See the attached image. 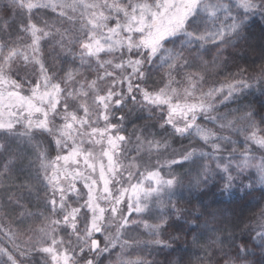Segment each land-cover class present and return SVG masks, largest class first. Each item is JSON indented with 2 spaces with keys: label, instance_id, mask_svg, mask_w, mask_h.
Here are the masks:
<instances>
[{
  "label": "snow or ice",
  "instance_id": "snow-or-ice-1",
  "mask_svg": "<svg viewBox=\"0 0 264 264\" xmlns=\"http://www.w3.org/2000/svg\"><path fill=\"white\" fill-rule=\"evenodd\" d=\"M256 17L264 0H3L0 264H183L189 234L211 240L199 264H264V63L205 88ZM135 111L154 123L126 134Z\"/></svg>",
  "mask_w": 264,
  "mask_h": 264
},
{
  "label": "trees",
  "instance_id": "trees-1",
  "mask_svg": "<svg viewBox=\"0 0 264 264\" xmlns=\"http://www.w3.org/2000/svg\"><path fill=\"white\" fill-rule=\"evenodd\" d=\"M3 1L0 2V6H2ZM252 37L249 42H240L239 46L236 49L230 48L228 54H223V59L226 61H229V64L226 63L223 64L221 68H219L216 72L213 73L214 80L224 81L226 77H230L232 73H236L240 71L241 69H245L246 72L251 75L259 71L260 65L264 63V59L261 57V51H260V45L261 43H264V41L261 40L262 32H264V23L260 22V18H255V23L251 27ZM251 44V46H249ZM233 49L234 51H231ZM208 59H211V57H207ZM207 78H211V75H209ZM158 79V77H157ZM132 105L129 104L127 108H124L123 111H116L115 115L119 116L121 114H127L129 111V108H131ZM230 107H235V105H230ZM221 111H226V109L221 106ZM138 115H144L147 117V113H140L139 111L132 112L130 115L126 116L125 120V128L127 130L126 134L132 133L134 127H141L145 123H154L152 120H138L136 117ZM115 122V121H114ZM228 134V133H225ZM236 138L235 136L233 137ZM172 148L179 149L180 145L178 143H173ZM169 152H171V149H169ZM255 195L258 197L259 192L255 193ZM0 198L6 199L4 196L2 190H0ZM182 206L189 207V205L184 204L181 202ZM28 207L32 211H36V208L30 204ZM259 208L253 207L250 209V211L246 212V217L254 219V214L258 213ZM13 216L16 215V213H12ZM248 221L246 220V223ZM170 232H174L173 229H169ZM211 235V234H209ZM132 237L138 238V239H147V237L143 234L142 230H137L135 233L131 234ZM97 238L101 240L103 244V236L101 234H97ZM192 235L189 234L186 236V238H183L180 241H177L174 246H178L180 248H187L189 251L185 253L183 264H199L200 260L205 257V247L211 244V240L208 238L202 239L200 241V245H194L192 243ZM240 241H238L239 243ZM250 246V245H249ZM208 252H214L215 255L213 257L214 261H219L220 264L223 263V256L219 252V250L215 246L207 247ZM227 251V249H226ZM149 259H155L159 262V264H168V261L175 262L178 258L176 254H172L171 256L167 255V251L164 253H155L153 256H149Z\"/></svg>",
  "mask_w": 264,
  "mask_h": 264
},
{
  "label": "rangeland",
  "instance_id": "rangeland-1",
  "mask_svg": "<svg viewBox=\"0 0 264 264\" xmlns=\"http://www.w3.org/2000/svg\"><path fill=\"white\" fill-rule=\"evenodd\" d=\"M3 0H0V2H2ZM229 49L230 48H228V49H226L225 51H224V53L223 54H228V52H229ZM231 51H234L233 49H231ZM227 65L229 64V61H227V63H226ZM223 66V65H222ZM221 66V67H222ZM224 67V66H223ZM209 75H211V78H207V83H206V85H205V88H207V87H209V86H211V85H213V84H216L217 86H218V84L220 83V82H222V81H219V80H214V78H213V73H210V74H208V76ZM207 76V77H208ZM253 147H255V146H253ZM259 152H256V155L257 156H259ZM250 245V247H251V243L249 244ZM136 254H138V253H135V254H133V258L135 257V255ZM115 257H113V259H114ZM105 264H107V261H105ZM223 264V263H222Z\"/></svg>",
  "mask_w": 264,
  "mask_h": 264
}]
</instances>
